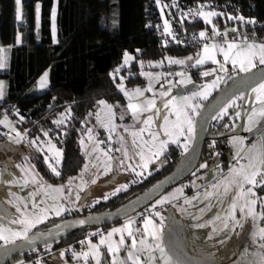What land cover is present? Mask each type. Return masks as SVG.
Wrapping results in <instances>:
<instances>
[{
    "label": "snow or ice",
    "instance_id": "obj_1",
    "mask_svg": "<svg viewBox=\"0 0 264 264\" xmlns=\"http://www.w3.org/2000/svg\"><path fill=\"white\" fill-rule=\"evenodd\" d=\"M155 2L157 5L161 4V0H155ZM14 5V18L19 23L23 18L22 0H14ZM58 5L59 0H53L50 8L49 21L53 44L60 42L57 23ZM171 6L178 7L175 0ZM163 7H168V5H163ZM163 7L161 8L162 13ZM206 7L205 4H200L195 10L189 9L188 12H182L181 23L183 17L191 16L193 19L202 18L206 24H212L210 35L207 30H201L198 37L193 36V40L199 39L202 42V51L197 53L194 64L190 66H200L205 61L210 60L217 67L200 72V76L208 77L216 73L215 78L196 86L191 75L182 71L175 73L180 77L179 81L173 82L165 79L167 88L164 84H160L157 90L154 88V81L158 83L162 77L172 75V73L141 71L140 75L148 78V85L145 88L135 87L132 89L125 87L124 80L126 78L121 76L120 82L116 83L115 86L127 100L126 112L121 113L120 119L123 120L127 113H131V119L134 122L132 125L124 127V132L132 137L131 148L126 137L120 135L117 138L120 147L113 149L109 144L107 149H101L100 144L103 142L95 138L92 128H88L79 139L80 151L83 153V164L78 174L69 176L65 183L59 185L44 182L42 178L38 177V174L33 172L34 165L29 164L25 168L17 164L16 167L25 174L22 177L23 186L28 185V174H31V183L36 184L38 191L42 192L43 195L40 197L39 203L35 199L37 195L35 191L28 194L33 197L31 201L23 197H17L15 202L8 201L15 208V213L0 215V221H4L0 223V242H2L0 248L8 252L20 244L35 250L33 246L36 240L45 238V251L50 252L51 244L47 242L46 237L51 236L52 231L51 229L42 231L38 226L45 224L51 217H61L62 214L71 213L78 204L83 206L82 202L86 197L82 196L81 193L90 185L97 184V180L101 176H108L112 173L114 161H118L117 167L122 172L129 173L131 179L128 183L118 184L111 192L102 197L93 199L89 206L98 204L101 199L107 201L111 196H115L121 191H127L130 184L141 183L143 179H147L145 173L151 175L150 165L156 166L158 169L167 163V157L173 151L172 146L180 149L182 156L194 151L198 136L197 127L201 125V121L203 124H207L209 120L215 121L216 124L212 126L216 127L225 121V118H228L229 121H232L233 117L240 118L242 111H244L246 115L244 124L237 126L235 123H223L222 126L225 129L231 127L233 130L242 127L245 132L255 133L257 139L246 145L245 140L247 138L244 136L232 134L228 137V143L234 149L233 158L236 163L228 167L227 174L221 172L220 177L215 178V182L210 185L211 190L206 189L204 193L205 198L215 196L218 203L226 204L227 207L224 209L223 215L218 213L208 220L203 217H193L197 221L193 227L205 228L212 225L208 239L214 244H223L226 240H230L233 235H239L237 229L243 230L245 223L250 222L253 226L252 244L257 249L253 255L258 256L256 264H264V226L258 225V222H264V197L257 194V189L264 191V39H257L254 30L251 39L247 34H239L236 28L228 29L225 27L221 32L212 23L213 17L225 16L227 20H239L250 25H255L256 19L218 12L214 8L205 10ZM34 13L35 30L38 35L42 21L40 0H36ZM163 29L164 34L175 39L168 20H164ZM229 31L236 34L231 39L228 37ZM15 43L17 45L22 43V36L19 32L16 33ZM167 43L168 41L165 40L164 44L167 45ZM136 51L140 52V49ZM218 54L222 56V60L217 58ZM122 59L123 63L109 73L114 82L121 69L125 65H129L135 57L125 50ZM165 59L169 65L185 66L193 60V57L180 59L166 56ZM139 64L143 69L144 61H139ZM152 64L153 62L149 61V66ZM155 64L160 66L163 64V60L156 61ZM6 67L5 48L0 46V69ZM48 77L49 70H45L37 81V89H45L48 86ZM229 80L232 81L231 84L228 83ZM222 83L227 87L221 89ZM189 84H192L195 90L186 94H173L174 87ZM217 89H220L221 95L215 97L212 103L205 104L204 102L208 101ZM146 92H151L153 95L148 97L145 95ZM5 95V82L0 80V100H3ZM53 99L56 98L53 97ZM248 100H251L252 104L249 109L244 110L243 104ZM96 108V122L110 133L108 139L111 141V133L115 132L117 128L114 122L116 115L113 110L114 105L109 104L104 99H99L96 101ZM16 114L19 115L18 110H16ZM71 115V107L69 106L64 112L59 113L58 118L54 119L52 123L57 128H61L71 118ZM88 115L92 116L93 113L89 112ZM24 119V116L20 115V121ZM0 125L9 129L5 133L9 141L8 145H4L5 148L11 144L19 145L24 141L27 130L24 133L17 130L9 119L7 111L0 119ZM41 131L43 137L47 139L41 140V137L37 136L29 140L28 144L34 147L38 153L43 154L44 162L51 173L55 177H61L62 172L59 169L65 160V149L59 148L56 143H53L49 130L41 129ZM217 134L222 135V133ZM215 145L216 141L213 140L209 148L214 155H219L215 152ZM113 151L121 153V157L111 155ZM27 159L25 157V160ZM199 168L207 169L208 164L201 163ZM93 169H95L94 172ZM86 175L91 176V179H85ZM6 182L19 185L21 179L13 177ZM157 186L154 185L153 188L155 189ZM177 194L183 195V186L171 193L159 194V198L154 203L146 205L141 212H136L133 209L130 214L127 210H123L124 224L120 227H113L105 235H100L99 231L90 234L100 235L98 243H93L92 239L85 237L79 242L82 250L80 252L72 251L73 260L83 258L84 264H89V258H91L95 264H102L100 259L102 255L101 246H106L107 253L112 257L111 264H190L184 259L183 252L171 238V232L174 231L172 223L168 225L169 239L165 240L166 218L159 210L177 200ZM10 195L14 194L10 193ZM198 197L199 193L192 199ZM190 202L189 199L185 198V204ZM208 207L211 210L210 202ZM258 207L259 211H257ZM89 219L92 217L79 219L75 223L84 225ZM215 222H219L218 225ZM137 224L140 226L134 227ZM66 227L67 225L62 223H53V228L57 232ZM117 234H119V239L114 240L113 237ZM137 234H139V239H137ZM126 239L131 240L130 245L126 243ZM85 241L87 242V250H83ZM122 248L128 249L126 259H117ZM244 251L247 253L248 249ZM233 255L238 256L240 253ZM64 256L65 250H61L59 257L63 259ZM14 264H25V261L16 259ZM29 264H45V262L38 256ZM53 264H56L55 259ZM195 264H224V262L218 261L213 254L209 253L203 261H197ZM232 264H235V261H232Z\"/></svg>",
    "mask_w": 264,
    "mask_h": 264
},
{
    "label": "trees",
    "instance_id": "obj_2",
    "mask_svg": "<svg viewBox=\"0 0 264 264\" xmlns=\"http://www.w3.org/2000/svg\"><path fill=\"white\" fill-rule=\"evenodd\" d=\"M175 2L178 7L171 6L173 0H161L162 4L168 5L170 26L176 34L211 30L210 25L199 17L193 21L183 19L181 23L182 19L178 16L177 9L181 3H185L205 4L206 10L214 8L219 12L223 8L234 16L254 17L255 25L239 20L222 21L220 17H214L213 21L219 28L243 27L264 36V0H175ZM35 3L36 0H22L23 18L20 24H17L14 18V0H0V46L5 49L11 47L7 50L10 54L9 65L3 73L0 72V80H4L7 88L5 98L0 102V109L8 104H15L19 109V115L10 113L9 119L23 132L27 130V136L30 138L42 136L41 129L50 131V136L57 147L65 149V160L59 169L62 176L52 175L42 159H36L37 170L48 180H65L69 176L77 175L83 164L79 139L89 126L96 124V101L104 99L109 104L116 105L117 112L126 110V99L115 86L120 78L116 77L114 82L109 76V73L121 65L123 52L127 50L135 57L130 67L122 68L120 71L126 78L127 87L134 88L146 84L145 77L140 75L142 69L139 61H144L145 64L165 59L166 56L193 52L196 49L160 44L156 29L161 24V17L155 0H59L58 44L52 43L50 32L49 17L53 0H40L42 21L38 35L35 30ZM17 32L22 36L21 45L15 43ZM137 49H140V52H137ZM143 68L146 69L147 66ZM45 70H49V85L45 91L35 92L33 90L35 84ZM192 74L194 81H201L197 71ZM69 106L71 118L61 128H57L52 121ZM89 112L93 115L89 116ZM20 115L24 116L23 121H20ZM234 120L236 119L229 121L225 118V121L216 127L212 126L216 122L211 121L208 135L225 137L207 141L201 162L211 163L219 156L224 170L228 169L229 128H223L222 124L233 123ZM4 139L6 138L0 136V141ZM213 140L216 141L215 152L219 155H214L209 148ZM172 148L167 163L151 172V175H147V179H143L141 183L130 185L127 191L111 196L107 201L66 213L63 217L53 219L45 227L62 219L110 211L126 203L175 168L182 155L180 149L175 146ZM198 171L199 168L196 172ZM259 191L263 192L260 189ZM117 224L119 223L114 225ZM108 227L81 230L52 244L50 253L42 247L22 256L27 261H34L38 256L41 259H50L54 253H60L62 248L69 246L80 248L79 242L84 240L90 231L106 230ZM66 258L71 259L69 252Z\"/></svg>",
    "mask_w": 264,
    "mask_h": 264
},
{
    "label": "rangeland",
    "instance_id": "obj_3",
    "mask_svg": "<svg viewBox=\"0 0 264 264\" xmlns=\"http://www.w3.org/2000/svg\"><path fill=\"white\" fill-rule=\"evenodd\" d=\"M163 5L164 4H162V3L160 5H157L158 10L160 12L161 24L162 25H164V20H168L169 21V17H170L169 8L168 7H163ZM162 7H163V13L161 12V8ZM177 10H178L177 11L178 16L180 17V19H182V11H180V9H177ZM205 10H206V8H205ZM216 11H218V10H216ZM183 19L188 20V17H183ZM213 19H214V17L212 18V23L215 24ZM169 23H170V21H169ZM209 25L212 28V24H209ZM225 27H227L228 29L235 28V26H225ZM225 27H221V28L218 27V28L222 32L225 29ZM201 51L200 50L199 51L198 50H194L193 52H189V53H186V54L171 56V57L180 58V59H183L185 57H193V60L188 62V65H185V66L169 65L166 59H161V60H163V64L162 65L157 66L155 64L156 61H154L152 66H149V62H147V63H145L143 65V67L146 65L147 68L146 69L143 68L141 71L167 74V73H169L168 72L169 69L172 68V69H174L175 73L183 71L187 75H191L193 82L196 84V86H199V85H201L203 83H206V82L214 79L215 76H216V73H213L212 76H208V77L200 76L201 77V81L200 82L194 81V76H193L192 73L194 71H197L199 73V75H200V72H203L205 70H210L212 68L217 67L216 65L212 64V62L210 60L209 61H205V63L203 65L196 66V67H191L190 65L194 64L195 59L197 58V53H199ZM217 58L222 60V56L219 55V54L217 55ZM161 60H157V61H161ZM133 61H131L129 65H125L123 68L130 67V65L132 64ZM122 63H123V61H122ZM187 68H192L193 72L192 73H187V71H186ZM121 76H123V75H122V73L119 72L116 77L120 78ZM145 79H146V84H145V86H143L141 88H145L148 85V78L145 77ZM165 79L171 80L173 82H176V81H179L180 77L177 76V75H174V76L166 75L165 77H162L158 83L154 81V88L158 90L159 87H160V84H164L165 88H167V84L165 83ZM119 82H120V80L118 81V83ZM124 84H125V80H124ZM223 85L224 84L222 83L220 88ZM185 86H188V85H181L179 87H185ZM125 87L128 88V89H132V88L127 87L126 84H125ZM137 87H139V86H137ZM179 87H174L173 88V94H176L175 93L176 89H178ZM46 89H47V87L45 89H37V87L35 86L33 90L35 92L40 93V92L45 91ZM219 90L220 89L215 90L213 92L212 96L209 97V100L211 98H213ZM157 94H158V92H157ZM184 94H186V93H184ZM145 95L148 96V97H151L153 94L151 92H146ZM126 103H127V100H126ZM157 103H158V105L160 104L159 100L157 101ZM204 103L206 104L208 102L205 101ZM251 104H252L251 100H248V101L244 102L243 109L244 110L249 109ZM113 110L116 113L114 122L117 125V128H116L115 132L111 133V136H112V140L111 141H109V139H108L110 133L107 132L102 127H100L97 124V122H96V124L91 125L88 128H92L93 129V133L95 135V138L97 140L103 142V143L100 144V148L101 149H107L109 147V144L111 145V147L113 149H115L117 147H120V144L117 142V138L120 135H123V136L126 137V139L128 141V145L131 148L132 137L128 133L124 132V127L130 126V125H132L134 123L132 121V119H131V113H127L125 115L124 119L121 120L120 119L121 113L126 112V111L123 110L121 112H117L116 111V105H114V109ZM233 119H236V120H234L233 123H235L237 126H240V125L245 123L246 115H245L244 111H242V115H241L240 118L233 117ZM12 124L15 126V128L17 130H19L21 133H24L19 127L16 126V124L14 122H12ZM2 127L6 131H9V129L6 128L4 125H2ZM100 130H103V131L100 132ZM232 134H237V135L246 137L247 138L245 140V144L246 145L251 144L254 140L257 139V135H255V134L253 135V133L245 132L242 127H237L235 130H233L230 127L228 129V131H227V135L230 136ZM12 135H15V133H12ZM39 137H41V140L47 139V138L43 137V134H42V136H39ZM84 138L87 141V137L85 136ZM31 139H34V138H30V137H28L26 135L24 141L21 144H19V145L11 144L8 148L4 147V145H8L9 144L8 138L0 141V215H3L5 213H8L9 215H11V214L15 213V208L12 206V204L8 203L9 200H12V201L15 202L17 197H23L26 200L31 201L33 199V197H30L28 194L30 192H34L35 191V192H37V195H36L35 199H36L37 203H39L40 197L43 195L42 192L38 191V186L36 184H32L31 183V174H28V179H29L28 185L27 186H23L22 177L25 174L21 173L20 169L16 167L17 164H20V165H22L25 168H27L29 164L34 165L35 168L33 169V172L38 174L39 178H42V180L44 182H47L49 184L59 185V184L65 183L66 180H67V179L58 180V181L48 180L40 172H38L36 159L37 160L42 159L43 163L46 166H47V164L44 162L43 154L42 153H38L34 147H32V146H30L28 144V141L31 140ZM52 141L54 143L53 139H52ZM130 154H131V152H130ZM111 155H113L114 157H121V153H119V152H114L113 151L111 153ZM233 156H234V149H232L231 146H230V151L228 153V158H227L229 166H231V165L236 163V161L234 160ZM25 157H27L28 159L25 160ZM201 163H207V162H201ZM117 164H118V161H114V163H113V172L112 173H110L108 176H101L97 180V184L90 185L88 189H85V191L81 193L82 196L86 197L85 200L82 202L83 206H80L78 204L77 208L75 210L71 211V213H73L74 211H79L83 207H92V206H94V205L89 206V205H91V201L93 199L100 198L104 194L111 192L120 183H128V181L131 179V175L129 173L122 172L119 169V167H117ZM207 164H208V168L207 169L199 168L200 171L195 172L189 179H187L186 181L182 182L181 184L177 185L176 187L170 189L169 191H167L165 193V194L171 193L175 189L180 188V187L183 186V195L181 196L180 194H177L178 199L174 200V201H176V203H173L172 206L170 204H168V206L165 205V206H163L164 209L163 208L159 209V210L162 211V214L166 218L165 219V226H166V228H165V231H166L165 240L166 241L169 239L168 225L170 223H172L174 231L171 232V238L175 242L182 243L183 246H185L186 248H189V249H192L193 247L197 248V242L199 243V241H197V238H196L197 236L194 235L193 238L191 237L192 233L195 232V230L193 228V225L197 221L193 219V217L191 216L192 214H190V216H189L188 210L192 213L193 212L192 209H198L200 211L198 217H203L205 220L211 219L213 216L217 215L218 213L220 215H223V211L227 207V205L226 204L222 205V204L218 203V199L215 196L205 198L204 197V193H205L206 189L207 190H211L210 189V185L215 182V178H219L220 175H221V172H223L224 174H227V170L228 169L224 170L223 163H222V161H221L219 156H216V158L214 159L213 162L207 163ZM47 168H48V166H47ZM156 169H157L156 166L150 165V169L149 170L151 172H153ZM48 170L51 173V170L49 168H48ZM92 171L94 172L95 169H93ZM101 171H102V169H101ZM147 175L148 174L145 173V176H147ZM13 177H15L17 179H21V183L18 185V184H9V183L6 182L7 180L12 179ZM85 179H91V176L86 175ZM130 185H135V184H130ZM121 192H123V191H121ZM10 193L14 194V195H10ZM198 193H199V197L197 199H192L194 196H197ZM189 194H192V197L190 199L191 202L189 204H185L184 203L185 197L187 195H189ZM257 194L259 196H261V197H264V192H260L259 189H257ZM102 201H105V200L101 199L100 202H102ZM209 202L211 204V210H209V207H208ZM49 203H51V201H49ZM30 206L31 205L29 203V207ZM201 209H203V211H201ZM65 214H62L61 217H63ZM237 215H239V213H237ZM195 217H197V216L195 215ZM57 218H60V217H51L49 221L45 222V224L38 226L39 229L45 228V226L47 224H49L53 219H57ZM3 222L4 221H0V223H3ZM215 223L218 225L219 222H215ZM122 224L123 223H119L117 225H118V227H120ZM258 224L261 225V226H264V222H258ZM117 225H113L111 227H108L106 230L98 229V230H95V231H90L88 233L87 237L92 239L93 243H98V241L100 239V235H105L107 233V231L111 230L113 227H115ZM209 226L212 227V225H209ZM247 230H249L248 237L252 238L253 226L251 225L250 222L245 223L243 230L240 229V233L241 234H239V235H240V237H242V241L245 240L243 238V236L247 233V232H245ZM97 231H99L100 235H90L92 233H96ZM237 232H238V229H237ZM203 234H205V232H200V237H201L200 240H203V237H204ZM239 235H237L236 238H234V239L238 240ZM139 238L140 237L137 235V239H139ZM113 239L114 240H118L119 239V234L114 236ZM232 239H233V237L230 240H228V241H231ZM0 243H2V242H0ZM126 243L128 245H130L131 244V240L130 239H126ZM61 250H65V256L63 257V259H61L59 257V253L58 254L54 253L52 258H50V259H42V261H44L45 264H48V262L53 263V260L55 259L56 264H65V262H66V264H84L83 258H80L79 260H73V258H72V251L75 250L77 252H80L82 250V247H80V248L69 247V248H62ZM83 250H87V242L86 241H85V246H84ZM127 250H128L127 248H122L121 251L119 252L118 256H117V259H126ZM50 252H47V253H50ZM68 252L70 253V258H71L70 260L66 258V254ZM217 252L219 253V250L215 251V253H217ZM247 252L250 254V256L253 257V259H248V260L244 261V263L245 264H254V255H253L254 246H253V250L251 248H248ZM101 253H102V255H101L100 259H101L102 264H111L112 257H111L110 254L107 253L106 246H101ZM16 259H23L25 261V264H29V262H30V261L25 260L23 256H20V257H18ZM16 259L12 260L11 264H14V261ZM89 264H95V261L91 260V258H89Z\"/></svg>",
    "mask_w": 264,
    "mask_h": 264
},
{
    "label": "water",
    "instance_id": "obj_4",
    "mask_svg": "<svg viewBox=\"0 0 264 264\" xmlns=\"http://www.w3.org/2000/svg\"><path fill=\"white\" fill-rule=\"evenodd\" d=\"M228 83L231 84L232 81L230 80ZM225 87H227V85L222 86L221 89ZM194 89V86L190 84L185 87H179L178 89H176L175 93L177 95H180L192 91ZM220 95L221 91L219 90L207 104L212 103L214 101V98ZM210 123V120L207 124H203V121H201V125H198L197 127L198 136L194 145V151H190L189 153L184 154L175 166V168L168 175L164 176L163 178L155 182L152 186H150L148 189L113 210L93 213L82 217L62 219L57 223L65 224L67 225V227L60 230L59 232H57V230L53 228V225L40 229L42 231H47L51 229L52 235L46 237L47 242L52 245L84 229L108 227L116 223L124 222L125 220L123 216V210H127L130 214L132 213L133 209H135L136 212H141L143 211L146 205L154 203L155 200L159 198V194H165L170 189L189 179L199 168L204 147L207 141L211 139H219L225 137V135L218 137L209 136L208 128ZM254 134L255 133H253V135ZM154 185L158 186L154 189ZM88 217H92V219H89L88 222L84 225H79L75 223L79 219H84ZM44 241L45 238H40L36 240L35 245L33 246L34 249L44 247ZM31 250H33V248H30L27 245L20 244H18L15 248L11 249L8 252H6L3 248H0V264H9L12 260L22 256L23 254Z\"/></svg>",
    "mask_w": 264,
    "mask_h": 264
},
{
    "label": "crops",
    "instance_id": "obj_5",
    "mask_svg": "<svg viewBox=\"0 0 264 264\" xmlns=\"http://www.w3.org/2000/svg\"><path fill=\"white\" fill-rule=\"evenodd\" d=\"M17 24H20V22L19 23L17 22ZM19 45H21V44H19ZM10 48L11 47H9L8 49H5V54L7 57V66L9 65V59H10V56H9L10 54H9V51H7V50H9ZM6 69H7V67L5 69H0V72L3 73ZM48 80H49V78H48ZM36 84H35V86H36ZM48 85H49V83H48ZM6 90H7V88H6V84H5V93H6ZM209 101H207V102H209ZM0 102H2V100H0ZM191 197H192V194H189L185 198L190 200ZM173 203H176V201L172 202L170 205L172 206ZM163 209H164V207H163ZM192 211L193 212L191 213L188 210L189 216H190V214H192L191 215L192 217H195V215L198 217L200 211L198 209H192ZM257 211H259V207L257 208ZM123 224H124V222H123ZM259 226H261V225H259ZM115 227H118V225ZM193 228H194L195 232L192 233L191 237L193 238L194 235L197 236L196 237L197 241H199V243L197 242V248L193 247L192 249H189V248H186L185 246H183L182 243L176 242L177 246L179 247V249L184 254V259L189 261L190 264H195V262H197V261H203L208 256L209 253L213 254L214 258L217 259L218 261L224 262V264H232V261H235V264H245L244 261H246L248 259H253V257L250 256V254L248 252L245 253L244 250L248 249V248H251L253 250V246H254V252L257 251L256 246L252 244V238L248 237L249 230L245 231L247 233L243 236V238L245 239L244 241H242V237H240V235H239L238 240H235L234 238H236L237 235H234V236H232L233 239L231 241L226 240L223 244H219V243L214 244L213 241L208 239V233L211 231V227L209 225L206 226L205 228H195V227H193ZM200 232H205V234H203L204 235L203 240H200V238H201ZM238 232H239V234H241L240 229H238ZM165 233H166V231H165ZM216 250L217 251L219 250V253L218 252L215 253ZM234 253H240V255L234 256L233 255ZM157 255H159V254L157 253ZM257 259H258V256L254 255V264H256Z\"/></svg>",
    "mask_w": 264,
    "mask_h": 264
},
{
    "label": "built area",
    "instance_id": "obj_6",
    "mask_svg": "<svg viewBox=\"0 0 264 264\" xmlns=\"http://www.w3.org/2000/svg\"><path fill=\"white\" fill-rule=\"evenodd\" d=\"M199 5L200 4H197V5H188V4H185V3H181L180 6H179V9L182 12H188L189 9H194L195 10L196 8L199 7ZM219 12H224V13L228 14L223 8H221L219 10ZM187 17H188V20L189 21H193L194 20L191 16H187ZM220 18H221L222 21H226L227 20L225 16H220ZM235 28L238 29V33L239 34H241V35L247 34L248 37H249V39L252 38L253 31L248 30V29L243 28V27H235ZM200 31H198V32H190V33L183 32L181 34H176L172 30V32L174 33V36H175V39H173L172 36H168V35L164 34L163 25L160 24L157 27V29H156V35H157V38H158L160 44L163 45V46H173V45L176 46V45H179V46H183V47L194 48V49H196L198 51L199 50L201 51L202 50V42L199 39L193 40V36L196 35L198 37V33ZM207 32H208L209 35L211 34V30H207ZM234 35H236V34H234L231 31H229V33H228L229 39H231ZM256 38L257 39H264V36L262 37V36H260V35H258L256 33ZM165 40L168 41L167 45L164 44V41ZM177 41H179V43H177ZM208 42H211V41H208ZM186 71H187V73H192L193 72V69L192 68H187ZM168 72L169 73H172L171 76H174L175 75V71L172 68H170ZM16 110L19 111L18 107L15 104H13V103L8 104L6 107L0 109V119L3 118V115H4L5 111H7V114L9 116L10 113L15 114L16 113ZM7 132L8 131H6L2 127V125H0V136H3L5 138H7V136L5 135V133H7ZM139 226L140 225L137 224L134 227H139Z\"/></svg>",
    "mask_w": 264,
    "mask_h": 264
},
{
    "label": "flooded vegetation",
    "instance_id": "obj_7",
    "mask_svg": "<svg viewBox=\"0 0 264 264\" xmlns=\"http://www.w3.org/2000/svg\"><path fill=\"white\" fill-rule=\"evenodd\" d=\"M229 81H230V80H229ZM229 81H228V82H229ZM224 85H225V84H224ZM224 85H223V86H224Z\"/></svg>",
    "mask_w": 264,
    "mask_h": 264
}]
</instances>
